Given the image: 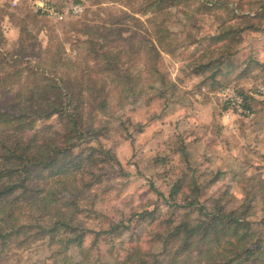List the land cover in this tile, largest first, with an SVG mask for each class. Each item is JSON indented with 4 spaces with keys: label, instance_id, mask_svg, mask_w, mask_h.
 <instances>
[{
    "label": "trees",
    "instance_id": "16d2710c",
    "mask_svg": "<svg viewBox=\"0 0 264 264\" xmlns=\"http://www.w3.org/2000/svg\"><path fill=\"white\" fill-rule=\"evenodd\" d=\"M75 3L83 6L84 11L71 24L75 37L69 49L64 46L65 39L51 33L47 48L38 50L36 36L42 27L30 24L36 26L37 20L45 15L26 12L30 10L27 6L20 18L8 15L0 7V68L16 59L33 64L30 71L14 81L0 82V264H9L14 254L40 242L57 249L43 264H147L150 256L135 245L123 257L112 256L110 262L99 257L91 261L90 250L94 245L84 249L86 232L77 233L71 226V220L83 212L77 203L101 183L106 166L112 165L108 154L93 145L103 130L94 124L97 118L112 115L109 103L112 97L116 98L114 107L118 110L140 102L149 92L152 98L160 99L169 90H175V85L167 81L161 52L179 47L168 40L164 19L160 17L179 8L186 12L193 5H198L193 7L195 11H209L214 3L206 0H76ZM118 3L122 10L115 14L109 5ZM220 5L230 17L226 21L233 20L235 10L225 3ZM259 10L256 16L264 18V6ZM184 14L188 17V13ZM5 16L19 34L10 52L5 50L7 41L1 32ZM231 28L212 37L214 47H208L187 65L191 74L203 78L199 88L225 87L217 78L235 69L242 75L249 74L250 69H264L262 63L239 60L232 47V41L239 42L237 32L225 40L232 33ZM137 63H142L143 69L136 74ZM252 103L259 104L257 111ZM244 104L253 112L248 127L253 131L264 130L263 101L244 96ZM51 119L55 123L39 125ZM178 152L186 156L183 148ZM240 184L242 199L237 206L208 209L201 206L202 195L194 177L179 179L171 192L175 195L187 189L183 202L196 206L206 218L204 229L192 243L195 231L185 221H162L157 233L161 247L152 264H189L190 260V264H264V241L251 248L247 239V220L255 215L257 202L260 224L264 227V167L256 168L255 175L242 178ZM62 193L69 195L70 201L63 202ZM72 248L77 250L76 257L69 254Z\"/></svg>",
    "mask_w": 264,
    "mask_h": 264
},
{
    "label": "rangeland",
    "instance_id": "374dc122",
    "mask_svg": "<svg viewBox=\"0 0 264 264\" xmlns=\"http://www.w3.org/2000/svg\"><path fill=\"white\" fill-rule=\"evenodd\" d=\"M75 1L0 0V7L8 15L20 18L25 14L22 9L28 7L30 10L26 12L45 15L37 20L36 26L30 24V27H42L36 36L38 50L47 48L51 33L65 39L64 46L69 49L75 37L71 24L84 11ZM206 1L214 3L209 11H195L193 7L198 5H193L186 12L179 8L160 17L164 19L168 40L175 41L179 47L175 51L161 52L167 81L175 85V90H169L167 96L160 99L152 98L149 92L140 102L118 110L114 107L116 98L112 97L109 102L112 115L97 118L94 124L103 130L93 145L108 154L112 165L106 166L101 183L77 203L83 212L71 220L77 233L86 232L84 249L94 245L90 250L91 261L99 257L110 262L112 256L123 257L139 245L149 252L147 264H152L161 247L157 233L166 219L185 221L195 231L191 239L195 243L202 234L206 218L199 214L196 206L184 204L187 189L172 194L176 182L183 177H194L202 195L201 206L230 208L242 199V178L253 176L256 168L264 167V130L253 131L248 127L253 112L244 106V96L264 103V69H250L246 75L235 69L227 72L226 78H217L225 87L209 89L199 88L203 78L191 74V68L187 67L205 49L214 47L210 42L212 37L221 35V30L229 27L232 33L225 40L237 32L239 42L232 41V47L239 60L264 64V18L256 16L264 3L258 0ZM220 3L235 10L233 20L226 21L230 17ZM40 5H45L46 12L38 11ZM109 6L115 9V14L122 10L120 3ZM76 8L81 11L74 12ZM184 13H188V17ZM143 17L141 21L145 20ZM1 32L7 41L5 50L12 51L19 34L8 16L1 23ZM141 64H136V74L142 71ZM32 65L19 59L7 62L0 68V82L14 81L31 70ZM226 90H233L240 97L242 107L251 113L249 118L238 117L235 107L224 102L221 95ZM258 105L251 104L255 111ZM53 123L55 119L39 125ZM181 148L185 157L178 152ZM60 199L67 202L71 198L62 193ZM256 206L255 215L247 220L251 248L264 241L258 202ZM54 250L57 249L40 242L14 254L9 264H43ZM69 254L76 257L77 250L72 248Z\"/></svg>",
    "mask_w": 264,
    "mask_h": 264
},
{
    "label": "built area",
    "instance_id": "2783aa9c",
    "mask_svg": "<svg viewBox=\"0 0 264 264\" xmlns=\"http://www.w3.org/2000/svg\"><path fill=\"white\" fill-rule=\"evenodd\" d=\"M38 11L46 12L45 5H40ZM79 11H81V9L76 8L74 12L77 13ZM49 14H53V12L49 11ZM221 98L224 100V102L228 103L230 106L232 105L233 107H235L238 117L249 118L251 116L250 111L242 107V101L240 100V97L236 93H234L233 90H226L222 92Z\"/></svg>",
    "mask_w": 264,
    "mask_h": 264
}]
</instances>
